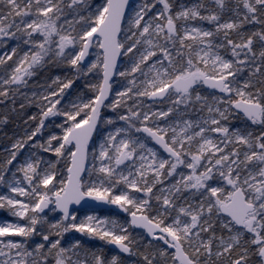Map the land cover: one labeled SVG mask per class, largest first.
I'll use <instances>...</instances> for the list:
<instances>
[{
	"label": "snow or ice",
	"instance_id": "1",
	"mask_svg": "<svg viewBox=\"0 0 264 264\" xmlns=\"http://www.w3.org/2000/svg\"><path fill=\"white\" fill-rule=\"evenodd\" d=\"M0 213V264H264V0H0Z\"/></svg>",
	"mask_w": 264,
	"mask_h": 264
},
{
	"label": "rangeland",
	"instance_id": "2",
	"mask_svg": "<svg viewBox=\"0 0 264 264\" xmlns=\"http://www.w3.org/2000/svg\"><path fill=\"white\" fill-rule=\"evenodd\" d=\"M5 215L6 214H4V213H0V219H4Z\"/></svg>",
	"mask_w": 264,
	"mask_h": 264
},
{
	"label": "trees",
	"instance_id": "3",
	"mask_svg": "<svg viewBox=\"0 0 264 264\" xmlns=\"http://www.w3.org/2000/svg\"><path fill=\"white\" fill-rule=\"evenodd\" d=\"M9 131H10V129H9Z\"/></svg>",
	"mask_w": 264,
	"mask_h": 264
}]
</instances>
